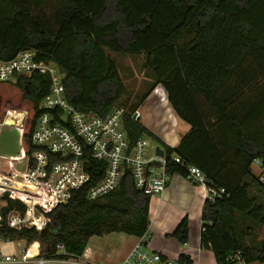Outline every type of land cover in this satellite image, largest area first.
<instances>
[{
	"label": "trees",
	"instance_id": "trees-1",
	"mask_svg": "<svg viewBox=\"0 0 264 264\" xmlns=\"http://www.w3.org/2000/svg\"><path fill=\"white\" fill-rule=\"evenodd\" d=\"M24 49L60 68L65 97L79 111L105 114L115 105L133 110L162 85L189 129L173 148L126 116L130 142L155 139L167 154L197 166L209 185L225 189L222 197L204 201L200 217L199 242L217 264H226L232 250L248 262L264 260V182L251 172L254 160L264 158V0H0V58ZM108 52L145 56L152 84L139 103L128 101ZM49 85V76L40 73L0 82V121L9 109L20 116L25 111L21 145L27 153L34 149L31 134ZM166 170L186 174L175 162ZM251 188L256 194H249ZM3 199L0 240L38 242L47 256L56 244L81 254L94 235L141 237L150 224V197L129 175L96 199L83 189L73 192L48 213L50 224L41 231L8 226V213L23 214L25 205L7 194ZM170 235L184 245L187 218Z\"/></svg>",
	"mask_w": 264,
	"mask_h": 264
},
{
	"label": "built area",
	"instance_id": "built-area-1",
	"mask_svg": "<svg viewBox=\"0 0 264 264\" xmlns=\"http://www.w3.org/2000/svg\"><path fill=\"white\" fill-rule=\"evenodd\" d=\"M32 73L48 75L50 85L39 103L41 113L31 134L33 151L27 153L22 147L20 157L13 158L24 160V168L16 174L0 176V209L5 194L25 205L23 214L8 213V226L34 227L41 231L50 224L48 213L66 204L73 192L83 189L88 199H96L117 188L125 175L131 176L135 187L148 197L158 196L172 176L166 165L174 162L183 166L186 178L203 186L205 200L213 201L225 194L224 188L209 185L197 166L185 165L178 156L167 154L162 146L163 155H157L155 146L158 143L151 146V138L141 136L130 142L124 120L126 116L139 119L138 108L132 110L129 106L115 105L105 114L79 111L67 101L62 81L64 73L54 62L37 59L33 49L21 50L12 58H0V82L15 81L18 76ZM8 111L3 123L9 122ZM21 112V119H12L20 132L25 117V111ZM254 163L264 169V158ZM4 180L11 186H2ZM260 180L264 182V175ZM147 233L137 238L118 264H197L190 256L189 260H184L179 255L172 257L150 249ZM15 241H22L25 247L12 254L0 252V264H106L90 259L84 250L81 254L71 253L63 244H56V252L47 256L40 253L38 242ZM206 249L208 247L199 242L197 252ZM225 263L264 264V260L248 262L242 251L232 250Z\"/></svg>",
	"mask_w": 264,
	"mask_h": 264
},
{
	"label": "crops",
	"instance_id": "crops-1",
	"mask_svg": "<svg viewBox=\"0 0 264 264\" xmlns=\"http://www.w3.org/2000/svg\"><path fill=\"white\" fill-rule=\"evenodd\" d=\"M154 91V89L151 90V92L147 95L143 102L140 103L138 107L139 110L142 107L141 105L148 100V98L151 96V93H153ZM140 113V122L146 128H148L150 132H152L159 140H162V142L173 148L177 146L181 139V136L189 129V126L174 113L169 103L167 104V107L164 111H157V113L152 118H147L146 114H143L141 110ZM17 114L20 113L17 112ZM10 122L11 123L9 124L0 121V176H10L12 174H16L25 166V162L21 158H18V160L13 159L14 157H20V150L22 148L21 132L18 130V124H14L12 121ZM166 125H169L171 127V130L169 129V138L166 136L164 131V126ZM205 199V189L203 188V186L192 182L185 176L173 174L163 192L158 196L150 198L149 210L150 208H152V210L155 212V206L159 204H174V211L167 213L166 215V219L171 220L168 223L169 227L166 230L167 232H169V234H171L176 225L184 217H188L189 222L191 220V217H199V224L201 223V210ZM161 210L162 208L160 207L157 213H160ZM183 215L185 216L183 217ZM131 238L132 240H129L128 247H126L121 255L117 257V261L120 262L125 258V256L131 250L132 246L135 244L138 237L131 236ZM151 238L152 236L150 234L147 243L148 246H150L154 250L160 251L167 255H169L170 252L174 251L175 253L177 251L174 255L186 254L194 259V263H203L201 260L203 252H197L199 239L196 246H193V242H190L187 247H184L181 250L179 248V250H177V248L173 249L169 247V244L167 242H164L162 240L155 241L151 240ZM186 244L187 243H185L184 246ZM93 246V248H84V251H86V255L90 259L95 261H102L106 264L113 263L112 260H108L109 256L105 254L103 249H101L102 246L96 244H93ZM0 252L3 254H12L9 253V250H4V248L1 249V246Z\"/></svg>",
	"mask_w": 264,
	"mask_h": 264
},
{
	"label": "rangeland",
	"instance_id": "rangeland-1",
	"mask_svg": "<svg viewBox=\"0 0 264 264\" xmlns=\"http://www.w3.org/2000/svg\"><path fill=\"white\" fill-rule=\"evenodd\" d=\"M109 56L113 58L119 73L120 77L125 84L127 96L130 97L128 100L129 102H137L139 103L141 100L139 96L142 97L150 88L152 81L148 77L149 70L145 69V62L146 58L144 55H128V54H122V53H112L108 52ZM134 96V99H133ZM161 96L164 97V99H161ZM136 97V99H135ZM166 92L162 85L156 86V91L151 93V96L148 98L144 104L141 106V111L143 114L145 113L147 118H152L157 111H164L167 107L168 101L166 98ZM138 108V107H137ZM12 112H15L16 114H10V117L16 118L20 117V114H17V110H12ZM165 113V112H164ZM169 129L171 130V127L169 125L164 126V131L166 136L169 138ZM151 146L156 145L157 141L155 139H150ZM170 145V144H169ZM150 151L151 147L149 148ZM263 168L255 164L254 162L251 164V172L255 176H261L264 175ZM254 190L251 188L249 194H254ZM256 194V193H255ZM262 198H264L262 196ZM264 203V202H263ZM174 204H168V205H162L159 204L155 206V212L150 208V224L148 227V235L151 234L152 238L151 240H162L164 242H167L169 244V247L171 248H177V250H180L184 247H187V245L190 244V242H193V246H196L198 244L199 239V217H191V220L189 222V219L187 217V223H188V238L186 240V245L184 246L182 243L178 242V240L174 237H172L169 232H167L166 229H168V223L171 221L170 219H166L167 213H170L174 211ZM162 208L160 213H157V211ZM185 215H183L184 217ZM255 232V241H260L263 238L262 229L257 227L254 228ZM147 239V238H146ZM129 240H132L130 235H127L125 233H107L103 235H94L89 238V240L86 243V247L93 248V244L102 246L101 249L104 250L105 254L109 256L108 260H112L113 263L110 264H118L119 261H117V257L121 255V253L128 247ZM250 241V240H249ZM251 242V241H250ZM1 249L4 248V250H9V253H15L18 252L20 249L25 247V244L20 241H10V240H2L0 241ZM12 247V250H11ZM150 249H152L149 246ZM177 252V251H176ZM176 252H170L169 256L175 257L178 255ZM196 253V252H195ZM196 257V256H195ZM194 257V258H195ZM202 264H216L214 256L212 252L209 249H206L203 251L201 256ZM109 264V263H108Z\"/></svg>",
	"mask_w": 264,
	"mask_h": 264
},
{
	"label": "bare ground",
	"instance_id": "bare-ground-1",
	"mask_svg": "<svg viewBox=\"0 0 264 264\" xmlns=\"http://www.w3.org/2000/svg\"><path fill=\"white\" fill-rule=\"evenodd\" d=\"M12 110H15V109H12ZM20 112H21V111H20ZM21 113H22V112H21ZM10 114L13 115V114H16V113H15V112H12L11 109H9V111H8V115H7V116H8V120L12 121L13 117H10V116H9ZM16 118L21 119V116H20V117H16ZM10 121H9V122H10ZM2 186H11V185H10V182L4 180V181L2 182Z\"/></svg>",
	"mask_w": 264,
	"mask_h": 264
},
{
	"label": "water",
	"instance_id": "water-1",
	"mask_svg": "<svg viewBox=\"0 0 264 264\" xmlns=\"http://www.w3.org/2000/svg\"><path fill=\"white\" fill-rule=\"evenodd\" d=\"M5 123H7V122H5ZM8 123L10 124L11 122H8ZM155 153L157 155H159V156H162L163 155V149L160 147L159 144L155 146Z\"/></svg>",
	"mask_w": 264,
	"mask_h": 264
}]
</instances>
